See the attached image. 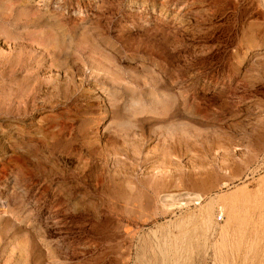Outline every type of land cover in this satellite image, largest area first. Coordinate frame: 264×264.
Instances as JSON below:
<instances>
[{
  "label": "rangeland",
  "instance_id": "1",
  "mask_svg": "<svg viewBox=\"0 0 264 264\" xmlns=\"http://www.w3.org/2000/svg\"><path fill=\"white\" fill-rule=\"evenodd\" d=\"M263 159L264 0H0V264H264Z\"/></svg>",
  "mask_w": 264,
  "mask_h": 264
},
{
  "label": "bare ground",
  "instance_id": "2",
  "mask_svg": "<svg viewBox=\"0 0 264 264\" xmlns=\"http://www.w3.org/2000/svg\"><path fill=\"white\" fill-rule=\"evenodd\" d=\"M52 22V21H51ZM50 24V23H49ZM56 28V27H55ZM46 38V37H45ZM61 38V37H60ZM41 40V39H40ZM80 42V41H79ZM81 43V42H80ZM39 45V44H38ZM70 51V50H69ZM53 55V54H52ZM53 57V56H52ZM72 78V77H71ZM58 85V84H57ZM49 86V85H48ZM31 89V88H30ZM78 100V99H77ZM181 113V112H180ZM176 115V114H175ZM143 128V127H142ZM148 134V133H147ZM149 136V135H148ZM142 140V139H141ZM123 144V143H122ZM169 156V154H167ZM165 156V155H164ZM264 160V159H263ZM264 164V163H263ZM261 166V165H260ZM226 186V185H225ZM197 196V195H196ZM192 199V198H191ZM191 199H190V203H191ZM213 199V198H212ZM251 199V198H250ZM196 202L199 203L201 200V197L198 196L196 199ZM189 201V200H187ZM193 201V200H192ZM146 202V201H144ZM186 202V201H185ZM187 203V202H186ZM208 203V202H207ZM256 203V202H255ZM145 204V203H144ZM184 204V203H183ZM201 204V203H200ZM187 205V204H186ZM171 206V205H170ZM178 206H182V205H178ZM184 206V205H183ZM202 207V206H201ZM207 207V205H206ZM204 208V207H203ZM172 210V209H171ZM220 211V210H219ZM218 211V214H219ZM201 213V211H199ZM198 212V213H199ZM221 213H223L222 211H220ZM197 213V212H196ZM199 213V214H200ZM188 214V213H187ZM198 214V215H199ZM213 214V207L211 208L210 205L208 208H206L201 215H199L201 218L202 222H205L208 224V222L210 221L211 217ZM197 215V214H196ZM220 215V214H219ZM221 216V215H220ZM253 216V215H252ZM183 217V216H182ZM224 217V216H223ZM195 218V217H194ZM198 220V219H197ZM226 217H225V221L224 224L226 222ZM199 221V220H198ZM253 221V220H252ZM251 221V222H252ZM211 222V221H210ZM231 222V221H230ZM255 222V221H254ZM184 223V222H183ZM227 223V222H226ZM221 225L220 230H224L225 226ZM196 225V224H195ZM198 225V224H197ZM188 226V225H187ZM206 226V225H205ZM191 227V225H190ZM219 227V226H218ZM169 228V227H168ZM176 229V228H175ZM203 229V228H202ZM230 229V228H229ZM236 229V228H235ZM169 230V229H168ZM240 230V228H239ZM238 231V230H236ZM254 231V235L250 236V237H233L231 238H227L224 239L223 241H220L219 244H217L215 242V244H217L215 247V251L216 252H220V251H224V253L226 254L225 258L227 259L229 264H246V261H248V259L250 258L251 252L253 251L254 247L256 248L259 244L258 240L256 239V235L260 232L258 228H253ZM226 232V231H225ZM232 232V231H231ZM153 233V232H152ZM209 233V232H208ZM168 234V233H167ZM202 234V233H201ZM225 234V233H224ZM229 234V233H228ZM192 235V234H191ZM195 235V234H194ZM227 235V234H226ZM169 236V235H168ZM203 236V235H202ZM255 236V238H254ZM194 237V236H193ZM227 237V236H226ZM259 238V237H258ZM208 239V238H207ZM211 242V241H210ZM174 243V242H173ZM182 243V242H181ZM184 245V244H183ZM192 246V245H191ZM202 246V245H201ZM261 246V245H260ZM184 248V247H183ZM206 249V248H205ZM200 251V250H199ZM172 254V253H171ZM194 254V253H192ZM216 254V253H215ZM203 255V254H201ZM171 256V255H170ZM204 257V256H203ZM181 259V258H180ZM170 261V260H169ZM168 261V262H169ZM205 261V260H204ZM162 262V261H161ZM166 263V262H165Z\"/></svg>",
  "mask_w": 264,
  "mask_h": 264
},
{
  "label": "built area",
  "instance_id": "3",
  "mask_svg": "<svg viewBox=\"0 0 264 264\" xmlns=\"http://www.w3.org/2000/svg\"><path fill=\"white\" fill-rule=\"evenodd\" d=\"M219 220V219H218Z\"/></svg>",
  "mask_w": 264,
  "mask_h": 264
}]
</instances>
